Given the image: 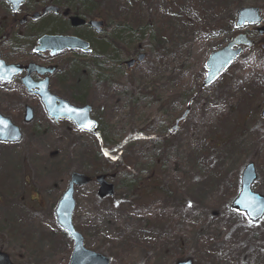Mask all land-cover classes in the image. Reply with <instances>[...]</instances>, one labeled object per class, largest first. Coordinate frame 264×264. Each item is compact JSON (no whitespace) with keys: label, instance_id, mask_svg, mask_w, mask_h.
Segmentation results:
<instances>
[{"label":"rangeland","instance_id":"1","mask_svg":"<svg viewBox=\"0 0 264 264\" xmlns=\"http://www.w3.org/2000/svg\"><path fill=\"white\" fill-rule=\"evenodd\" d=\"M125 1L144 0L96 1L108 16L98 40L60 17L32 21L49 0H25L16 12L0 0V30L13 28L5 49L17 47L18 32H47L89 39L103 58L65 53L55 79L62 98L91 107L94 135L68 121L52 123L37 106L33 122L23 124V106L32 100L0 84V113L22 132L19 143L0 144V253L13 264H69L73 244L56 224V205L71 173H106L114 174V196L99 199L94 181L76 188L72 225L84 248L109 264H264V216L251 223L232 208L247 164L256 172L252 191L264 197V35L235 27L238 9L256 7L264 28V0H146L150 9H137L146 20L159 19V44L154 34L153 41L134 34L135 42L122 35L128 25L116 18L133 15ZM239 33L255 46L203 87L207 57ZM117 36L124 52L122 43L118 51L110 44ZM138 53L144 61L126 69L123 62Z\"/></svg>","mask_w":264,"mask_h":264},{"label":"water","instance_id":"2","mask_svg":"<svg viewBox=\"0 0 264 264\" xmlns=\"http://www.w3.org/2000/svg\"><path fill=\"white\" fill-rule=\"evenodd\" d=\"M10 5L11 10L14 12L18 10L20 4L24 0H6ZM45 12H56L53 7H47ZM236 27L241 28L244 25L256 26L261 23L259 17V10L256 8H242L237 11L236 14ZM33 19L36 16L32 17ZM21 21L20 24H23ZM70 25L74 28L84 25V21L78 17H73L70 20ZM89 27L96 33L101 32L102 23L96 21H90ZM259 35L264 34V28L257 30ZM253 42L249 40L246 35H237L227 46L217 52L212 53L206 63V76L203 85L206 86L218 78L227 67L239 56L242 47L250 48ZM64 50H80L83 53H89L88 43L79 40L75 37L66 36H43L38 40V46L36 51L38 52H50L51 55L58 54ZM144 55L137 56L136 61L142 62ZM134 60L127 61L125 63L127 68H131L134 64ZM28 72H37L40 75L51 74L54 69H44L35 65H29ZM20 70L17 66H8L3 61H0V81L9 82L14 76H17ZM24 85L28 87L27 82L24 81ZM39 91L36 92L40 99L41 104L44 107L48 118L57 122L60 119H66L72 122L77 130H84L89 133H95L98 129V124L89 117L91 108L89 106L74 107L67 101L58 99L56 96L51 95L47 91V81L39 83L37 85ZM71 109V111L69 110ZM188 111H185L182 116L177 119L172 127V131L177 129L178 123L185 119ZM261 117L264 118V108L261 112ZM33 119L32 111L26 108L23 121L30 123ZM21 133L19 129L14 126L8 118L0 115V142L3 143H17L21 140ZM256 180V173L252 164L247 165L240 178V191L235 200L232 203V208L244 212L248 220L252 223L259 221L264 215V198L254 193L251 190L252 183ZM91 179L83 174L72 173L70 175V181L67 189L62 194L60 201L58 202L55 215L58 226L67 234V236L73 241V251L70 257L69 264H109L107 258L87 251L83 248L82 237L74 230L71 217L75 208V202L73 199L74 187H83L88 185ZM95 182L98 185L97 196L99 199L106 197H113L114 188L112 184L106 182L105 175H98L95 177ZM0 264H11L8 256L0 253ZM177 264H192L191 260H183L177 262Z\"/></svg>","mask_w":264,"mask_h":264},{"label":"flooded vegetation","instance_id":"3","mask_svg":"<svg viewBox=\"0 0 264 264\" xmlns=\"http://www.w3.org/2000/svg\"><path fill=\"white\" fill-rule=\"evenodd\" d=\"M49 1L50 2L43 7V9L41 10L40 13H38V12L33 13L30 16V19L34 22H37L45 16L52 15L53 17H56V18L57 17L62 18L63 20L66 21V23L68 24V26L71 29H75L74 27H72L70 25V20L73 18V16L68 11V8L65 7L64 5L58 6L57 0H49ZM47 7L55 8L56 12L55 13L54 12H45L44 13V10ZM33 16H36V18L33 19L32 18ZM21 21H24V23L20 24ZM83 21H85V20H83ZM11 22L12 23L15 22V18ZM27 22H28L27 17H25V18L20 19L18 21V25L24 26L27 24ZM78 28L87 30V32L90 34V36H92L95 39L103 40V36H104L103 33L102 34H96V32H94L92 29H90L87 26L86 22H84V25H82ZM78 28H76V29H78ZM2 31L5 32V39L0 40V61H3L8 66H10V65L17 66L20 70V73L17 76H14L9 82L0 81V84L9 85L11 89L12 88H16V89L19 88L24 97L32 100L31 101L32 105H24L22 112H21L22 113V121H23L26 108H29L32 111V115H33L32 121L30 123H25L23 121V124L29 125L33 122L34 118L36 117V113H35L36 106L39 109H41L42 112L47 117L46 112L44 110V107L41 104L40 99L36 94V92L39 91V89L37 87V85L39 83L47 81L48 93H50L53 96H56L58 99L66 100L58 94L57 87L59 86V84H57L55 81L56 77L59 75V72H60L59 67H60L61 56L65 53H68V54L72 53V55L76 59H79V60L83 59L85 61L87 59L91 60L93 58L92 55L94 52L93 51L94 48H92V43H91V41H89V39L88 40L83 39L86 42H88V44H89V47L92 51L90 54H85V53L81 52L80 50H64L61 53L51 55L50 52H48V51H45V52L36 51V48L38 46V40L43 36L54 37V36H61L60 34H49L46 32V33L37 35L36 37L28 38V37L24 36L22 33L18 32L17 38L15 39L17 47L11 48V49H8V48L5 49V47L10 46L12 43V37L10 39V33L13 32V28H12V26H10V27H7V28L0 30V32H2ZM64 36L72 37V36H67V35H64ZM3 43H5L4 46H3ZM103 47H105L104 44L102 45L101 49ZM29 65H35L37 67L44 68V69L53 68L54 71L51 74L46 73V74L40 75L37 72H28L27 68L29 67ZM24 81L27 82L28 87H26L24 85ZM66 101H68V100H66ZM86 105L87 104L80 105V106L78 105L77 107L86 106ZM74 106H76V105H74ZM89 117H91V110L89 113ZM47 119H49L54 124L58 123L59 121H65V120H58L57 122H55L48 117H47ZM0 144H2V143L0 142Z\"/></svg>","mask_w":264,"mask_h":264},{"label":"trees","instance_id":"4","mask_svg":"<svg viewBox=\"0 0 264 264\" xmlns=\"http://www.w3.org/2000/svg\"><path fill=\"white\" fill-rule=\"evenodd\" d=\"M96 1L97 0H80L79 2L80 6L75 4L77 3L76 1L75 3H72V5H64V6L68 8V11L70 12L71 15L82 17L84 19L91 18V19L100 20L102 18L101 20L103 22L107 21L108 16L107 15L103 16L100 14L101 13L100 4ZM84 2L87 4H84ZM122 5H129L130 6L129 9H131L130 11L133 13V15H131L129 18L127 17V15L125 16V19H123V16L116 18V22L118 26L122 25L123 23L128 25V27H126V29L122 31V35H124L127 39H132L133 40L132 42H135L136 39L133 37L134 34H140L142 38H144L145 35L148 34L147 38L150 40H152L151 34H154V36L156 37V41L159 44V36H160V28L158 26L159 19L155 16L157 21L154 23L150 19L146 20V18L141 13H139L137 9L138 6H140L141 10L147 11L150 9L151 4L148 3L146 0H144L140 3H135V4L134 3L129 4L127 1H125L124 3H122ZM156 9L158 8L155 6L154 10ZM95 11H100V12L96 13ZM119 36H117L115 39H112L110 41V44L112 46H115L116 51H118L120 49L118 46L120 43H122L123 52H124V42L122 38H120ZM93 55H94L93 58L95 62L103 61L102 55H100V57H96L95 54ZM115 61L119 63L120 58ZM119 164L120 165L122 164L121 159L119 160ZM126 165H127V161H126ZM124 168L126 169V167Z\"/></svg>","mask_w":264,"mask_h":264},{"label":"bare ground","instance_id":"5","mask_svg":"<svg viewBox=\"0 0 264 264\" xmlns=\"http://www.w3.org/2000/svg\"><path fill=\"white\" fill-rule=\"evenodd\" d=\"M250 120V118L247 120V123H248V121ZM263 134V133H262Z\"/></svg>","mask_w":264,"mask_h":264},{"label":"snow or ice","instance_id":"6","mask_svg":"<svg viewBox=\"0 0 264 264\" xmlns=\"http://www.w3.org/2000/svg\"><path fill=\"white\" fill-rule=\"evenodd\" d=\"M71 111V109H69Z\"/></svg>","mask_w":264,"mask_h":264}]
</instances>
